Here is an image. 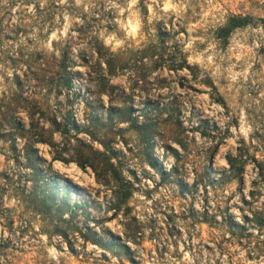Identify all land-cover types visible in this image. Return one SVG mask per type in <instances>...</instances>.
I'll use <instances>...</instances> for the list:
<instances>
[{"label": "rangeland", "instance_id": "obj_1", "mask_svg": "<svg viewBox=\"0 0 264 264\" xmlns=\"http://www.w3.org/2000/svg\"><path fill=\"white\" fill-rule=\"evenodd\" d=\"M0 264H264V0H0Z\"/></svg>", "mask_w": 264, "mask_h": 264}, {"label": "trees", "instance_id": "obj_2", "mask_svg": "<svg viewBox=\"0 0 264 264\" xmlns=\"http://www.w3.org/2000/svg\"><path fill=\"white\" fill-rule=\"evenodd\" d=\"M233 20H242V17L239 18V17H233ZM235 156H232V155H229L227 157V163L229 165V169L227 171H225L226 173H228V176L229 177H234L235 175H237L240 171V169H238L236 166H235ZM74 213V209H72L70 211V214H73Z\"/></svg>", "mask_w": 264, "mask_h": 264}]
</instances>
